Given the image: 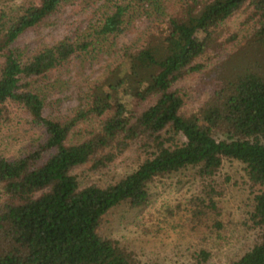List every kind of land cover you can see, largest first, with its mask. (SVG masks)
I'll return each instance as SVG.
<instances>
[{
  "label": "trees",
  "instance_id": "16d2710c",
  "mask_svg": "<svg viewBox=\"0 0 264 264\" xmlns=\"http://www.w3.org/2000/svg\"><path fill=\"white\" fill-rule=\"evenodd\" d=\"M64 1L0 0V126L15 105L37 129L16 154H0V264H145L99 225L122 203L145 205L156 178L179 173L195 184L184 206L176 202L184 223L202 240L219 236L229 221L217 178L226 161L240 166L250 189L253 241L223 258L200 245L179 264H264V0H101L97 24L79 39L15 42ZM237 12L249 27L243 42L205 69L200 56L223 53L235 33L220 40V28ZM141 16L149 23L139 43L112 42ZM96 48L113 62L68 113L44 114L38 79ZM192 73L207 95L183 113L177 83ZM130 147L128 172L83 182Z\"/></svg>",
  "mask_w": 264,
  "mask_h": 264
},
{
  "label": "rangeland",
  "instance_id": "374dc122",
  "mask_svg": "<svg viewBox=\"0 0 264 264\" xmlns=\"http://www.w3.org/2000/svg\"><path fill=\"white\" fill-rule=\"evenodd\" d=\"M99 2L101 0H66L43 23L21 33L15 42L35 45L60 38L79 39L83 32L91 31L97 24L102 11ZM242 17L243 13L237 12L224 22L218 38L223 40L235 33L234 38L222 44V54L209 49L200 56L199 61L204 64L205 69L213 67L225 53L231 52L236 44L243 42L242 36L249 27L239 25ZM148 23L144 16L135 17L112 42L116 45L139 43L142 39L141 32L147 29ZM107 61L113 62L111 55L97 52L96 48L94 52L88 51L71 57L62 68L52 69L39 78L37 86L44 100L43 113L57 117L68 113L78 103L86 86L101 76L107 67ZM199 79L196 73H192L177 83L180 91L184 93L181 109L183 113L195 110L206 98L207 90L201 87ZM9 116L10 123L0 126V154L3 155L16 154L30 136L37 134L36 127L29 123L27 114L21 108L10 105ZM135 161L136 153L130 147L121 152L107 167L96 172L88 171L83 182L104 184L115 180L128 172ZM79 169L85 170L83 166ZM217 178L225 188L219 199V206L223 210L224 218L229 220L224 222L219 236L208 234L202 240L199 234L193 233L184 223V216L179 213L180 206L176 208V202L184 206V199L194 191L195 184L188 173L156 178L145 205L128 208L122 203L111 208L103 217L99 232L116 238L133 250L135 257L145 264H179L189 251L200 245H211L213 252L223 258L237 247L251 243L255 232L246 221L251 193L243 170L236 162L226 161Z\"/></svg>",
  "mask_w": 264,
  "mask_h": 264
}]
</instances>
